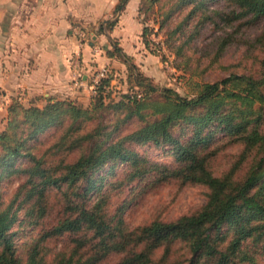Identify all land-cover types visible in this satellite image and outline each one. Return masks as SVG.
I'll return each instance as SVG.
<instances>
[{
  "label": "trees",
  "instance_id": "1",
  "mask_svg": "<svg viewBox=\"0 0 264 264\" xmlns=\"http://www.w3.org/2000/svg\"><path fill=\"white\" fill-rule=\"evenodd\" d=\"M156 1H141L147 46L155 28L186 10L171 32V42L178 31L183 38L176 53L207 23L230 26L211 42V62L223 64L236 32L258 26L255 36L240 37L257 67L193 80V95H184L156 84L112 40L109 54L124 55L138 89L115 91L117 75L108 65L88 105L71 97H49L43 106L13 99L0 130V264H102L113 257L111 264H264V0H224L221 7L213 6L217 0H175L162 21ZM127 2L118 1L115 15ZM117 19L101 20L98 31ZM52 127L58 134L42 146L41 135ZM147 143L167 148L175 162L153 161L135 147ZM229 145L240 146L238 158L216 174L213 160ZM112 163L124 164L125 172L106 181L103 167ZM8 178L19 184L6 202ZM170 181L203 184L206 201L173 219L130 226L124 213L134 192ZM21 209L30 229L19 241L23 234L12 228Z\"/></svg>",
  "mask_w": 264,
  "mask_h": 264
},
{
  "label": "crops",
  "instance_id": "2",
  "mask_svg": "<svg viewBox=\"0 0 264 264\" xmlns=\"http://www.w3.org/2000/svg\"><path fill=\"white\" fill-rule=\"evenodd\" d=\"M118 1L0 0V130L15 98L43 106L49 97H71L84 104L94 93L92 80L103 65L128 78L124 55L109 54L112 40L146 75L163 76L160 57L143 40L142 0H128L115 15ZM114 17L118 19L113 28L98 31L101 20ZM79 29L93 34L92 39L78 36Z\"/></svg>",
  "mask_w": 264,
  "mask_h": 264
},
{
  "label": "rangeland",
  "instance_id": "3",
  "mask_svg": "<svg viewBox=\"0 0 264 264\" xmlns=\"http://www.w3.org/2000/svg\"><path fill=\"white\" fill-rule=\"evenodd\" d=\"M175 0H157L155 3V12L157 19L161 21L165 17V13ZM224 0H217L214 2V7H221L224 4ZM162 10L163 16H160L159 10ZM186 10L183 12H174L170 19L164 21L163 28H155L149 37V50L158 55L162 61L163 76L152 77L154 82L159 86H171L177 89L181 94L193 95V80H210L214 81L220 79L230 73V71L246 72L251 68H256L257 65L252 63L246 52V44L240 37L251 38L260 30L258 26H251L245 28V25L236 32L235 41L229 44L220 58L221 63H212L211 58L216 53V46L213 45L212 39L215 35L226 34V31H230L232 27L216 25L214 23H207L198 34L196 38L192 40L190 45L185 46L184 53H176L177 45L183 40L179 35L180 31L176 33V39L171 42V32L176 25L182 20ZM153 25L158 27V23L151 21ZM160 25V24H159ZM236 35L238 39L236 38ZM89 39H92L93 34H90ZM166 41V42H165ZM164 49H163V48ZM133 59V58H132ZM134 61V60H133ZM115 69V68H112ZM115 76V84L117 88L115 91L120 90H136L138 87L134 81L127 77ZM113 92L114 97L117 93ZM119 96V92L117 97ZM90 99L83 105H88ZM5 126V124H4ZM3 126V128H4ZM130 125L127 129L131 128ZM2 128V129H3ZM1 129V130H2ZM126 129V130H127ZM58 130L56 127H52L44 132L40 137L42 146L48 145L54 140ZM39 142V143H40ZM45 144V145H44ZM136 149L144 153L149 159L159 162L172 164L175 162V157L164 146H158L154 143H147L144 145H136ZM168 147V146H167ZM240 151L239 145H229L222 150L213 160V170L216 174H221L238 158ZM108 170V177L116 180L122 176L125 172V165L118 163H112V166L107 164L103 167ZM103 168L100 172H104ZM98 175V173H97ZM19 184L18 179L10 180L4 179L3 192L6 202H9L14 195V191ZM207 188L203 184L189 183L182 185L177 181H170L163 183L157 187L148 190H137L134 192V197L129 202L128 207L125 210V217L130 226H136L142 223H147L155 218L173 219L184 213H189L197 210L206 201ZM118 190H116L117 192ZM131 192L130 187L125 188L123 192H119L113 197V203L124 198ZM24 210L21 209L18 213V220L14 224L12 229L18 230L19 234H23V237L19 239L22 241L25 237V232L30 229L27 222L22 221L24 218ZM28 224V223H27ZM63 241H58L56 247H60ZM116 257H113L107 262L102 264H111Z\"/></svg>",
  "mask_w": 264,
  "mask_h": 264
},
{
  "label": "built area",
  "instance_id": "4",
  "mask_svg": "<svg viewBox=\"0 0 264 264\" xmlns=\"http://www.w3.org/2000/svg\"><path fill=\"white\" fill-rule=\"evenodd\" d=\"M76 33L78 34V36L80 37H85L87 36V33L82 30V29H79L76 31ZM88 37V36H87ZM163 48V47H162ZM164 49V48H163ZM108 71V65H103L102 67H100L94 77H93V80H92V88H93V91L95 92V88H96V85L98 84V82L100 81L101 77L104 76L106 74V72ZM82 74L81 73H78L76 74V77L77 78H81ZM3 102V96L2 94L0 93V103Z\"/></svg>",
  "mask_w": 264,
  "mask_h": 264
}]
</instances>
